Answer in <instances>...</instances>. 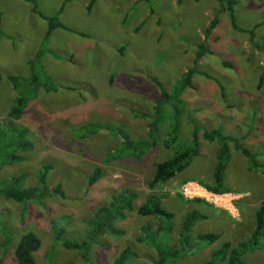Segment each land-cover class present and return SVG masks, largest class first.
Returning <instances> with one entry per match:
<instances>
[{
	"label": "rangeland",
	"instance_id": "374dc122",
	"mask_svg": "<svg viewBox=\"0 0 264 264\" xmlns=\"http://www.w3.org/2000/svg\"><path fill=\"white\" fill-rule=\"evenodd\" d=\"M61 2L63 10L58 14ZM32 3L41 13L32 12ZM87 3L0 0V124L8 121L18 91L34 90L39 80V87L31 92L35 98L26 103L19 122L25 137L18 154L24 159L11 164L1 160L0 181L25 173L24 185L36 186L37 175L47 164V188L54 190L60 185L62 190V194L40 196L24 204L0 195V264H14V248L24 232L30 231L42 240L34 264H84L81 251L65 248L55 229L62 230L59 238H90L87 255L91 264H112L127 245L136 255L125 264H151L155 249L138 237L143 223L149 221L154 228L158 221L136 211L149 193H156L161 206L174 213L172 231L166 236L168 244H175L186 213L196 209L205 215L191 228L189 251L168 263L202 264L222 243L235 245L250 236L255 210L264 199L263 167L254 163L264 164V80L260 83L264 56L252 42L264 43V0H235L236 24L246 30L259 24L253 39L234 29L225 12L206 39L209 51L197 61L203 29L218 0H97L90 13H86ZM54 15L64 26L55 28L44 40V19ZM39 50L42 55L33 81L29 62ZM190 68L195 73L192 85L181 95L176 138L171 130L172 107L166 103L158 143L140 158L122 151L124 138L116 127L134 144L149 137L150 116L160 96L151 78H157L170 93ZM194 129L198 130L194 141L198 154L173 178L150 189L147 184L155 163L187 143L193 144ZM212 129H217L220 137L232 138L227 141L223 186L238 197V215L234 217L179 196L186 180L201 185L214 182L220 141L203 137L205 130ZM165 136H174L169 147L164 146ZM237 143L256 158L234 148ZM97 167L101 172L89 183ZM123 189H132L137 197L125 218H114L112 227L121 233L94 237L95 212ZM207 232L220 237L212 243L198 240V234ZM242 260L264 264V247L246 252Z\"/></svg>",
	"mask_w": 264,
	"mask_h": 264
},
{
	"label": "trees",
	"instance_id": "16d2710c",
	"mask_svg": "<svg viewBox=\"0 0 264 264\" xmlns=\"http://www.w3.org/2000/svg\"><path fill=\"white\" fill-rule=\"evenodd\" d=\"M93 3V0L90 1L89 6ZM234 4L235 0H218V7L208 23V25L203 29L204 42L202 41L198 45V50L195 55V61H197L201 56H203L207 51H209V45L206 44V39L214 33L216 30L219 17L221 14L227 12L231 26L234 29L247 32L250 34L251 39H253L255 35V27L259 24H256L252 30H246L239 27L235 21L234 14ZM32 10L36 13H41L36 8V4H33ZM63 10V3L59 7L57 13H61ZM45 17V16H44ZM47 20V30L44 34V40H47L52 31L57 28L64 26L63 23L58 19L57 16L45 17ZM253 42L254 48L260 50L264 56V43ZM42 50H39L30 60V67H32V71L30 72V78L33 81L37 79V72L34 69L35 65H38L41 60ZM194 69L190 68L187 71H184L182 75L176 80L172 91L166 92V90L161 85V82L157 80V78L152 77L151 79L155 82L160 89V96L157 99V103L154 107V113L150 116L151 121L148 124V139L137 144H134L130 138V136L123 134L120 129L117 127V134L120 137L124 138L122 142L121 150H127L136 158H140L144 151L154 147L158 143V131L159 126L162 124V116H163V108L166 103H169L172 107L171 111L173 114L171 115L172 119V133L175 135L177 132L176 122L179 120L181 113V105L183 102L181 100V95L184 92L185 88L192 85L191 80L194 74ZM12 79V77H10ZM264 80V66L263 71L260 75V83ZM36 86L34 90L36 91L39 87V80L35 82ZM32 91H27V89H21L18 91V96L15 97V105L11 108L8 116V121L0 124V161H6L7 164H11L14 161L23 160L24 156L18 154V150H21L24 145L22 144V138L25 137V131L20 127V120L24 116V108L26 107V103H28L31 99L35 98V94L31 93ZM10 117L14 118L11 121ZM16 122V123H15ZM114 129V128H113ZM111 129V130H113ZM197 129H194L191 143H187L182 148L175 150V152L169 157L162 161L155 163L154 172L151 179L148 182V187L150 189H154L159 184H164L171 178H173L176 173L181 172L185 169L191 162L193 156L198 154V148L195 146V138L197 137ZM169 136L171 134H168ZM164 137V146L169 147L170 142L173 137ZM203 137L206 140L213 141L215 138L220 141L218 153H217V164L214 167L213 173V183H203L204 186L215 192H228L231 189L223 186V171L226 166V162L228 159V145L227 141L232 139L228 136H219V132L217 129L205 130L203 133ZM220 138V139H219ZM231 141V140H229ZM232 142V141H231ZM130 147H126L129 146ZM237 150L241 151L243 154L250 156L249 149L244 146L242 143L235 144ZM121 151V152H122ZM3 152H7V154H3ZM118 155V150L116 151V155ZM251 158H256L255 155L250 156ZM259 166L263 167L264 172V164H259L256 161L254 162ZM257 168V167H255ZM49 171V165L44 164L40 169L39 174L37 175V184L36 186L26 187L25 180L26 174L20 173L12 176L7 180L0 181V195L14 200L17 203L23 202L27 203L35 200L40 196H52L57 194H62V190L60 189V185H57L54 190H49L46 186V174ZM101 172V168L97 167L95 171V175L90 177L89 183H93ZM181 199L189 202H203L200 198L195 199H185L181 194H179ZM137 197L136 193L132 191V189H123L120 192L112 195V198L108 205L100 206L92 219L93 226L91 227V232L94 237L100 235L102 233H110V234H120L121 231L112 227V223L116 218L123 219L126 216V211H130L133 209V201ZM205 203V202H204ZM210 205V204H207ZM212 206V205H211ZM137 213L143 216L154 217L157 219V225L153 228L149 221L143 223L140 227V236L138 240L141 242H146L151 245L156 252L155 258L152 260L151 264H168L174 262L179 256L181 257L186 251H189L186 247L189 245L190 241V231L193 225L201 218H204L205 215L199 212L196 209L191 210L186 213L184 216L178 230V237L175 244H168V239L172 231V219L174 218V213L171 211L165 210L161 206V197H159L156 193H149L144 201L138 205ZM115 218V219H114ZM52 225H57L55 222H52ZM55 236L57 239H61V244L67 249H76L81 251L82 259L84 264H91L87 255V250L89 244L91 243L90 238H86V235L82 240L62 238L59 235L62 230L58 231L55 229ZM220 237V234L207 232L198 234V240H205L206 242L212 243L216 239ZM41 238H39L32 231L24 232V234L18 240L15 248H14V264H34V253L41 246ZM264 247V199L261 201L259 207L255 210V225L254 228L248 238L245 240L239 241L237 244L232 245L230 242L226 241L222 243L220 247L215 249L208 260L204 261L202 264H248L242 260V255L248 251H252L257 248ZM136 252L130 247H123L120 252L115 256L112 264H125L129 258L135 256Z\"/></svg>",
	"mask_w": 264,
	"mask_h": 264
},
{
	"label": "built area",
	"instance_id": "2783aa9c",
	"mask_svg": "<svg viewBox=\"0 0 264 264\" xmlns=\"http://www.w3.org/2000/svg\"><path fill=\"white\" fill-rule=\"evenodd\" d=\"M180 192L188 198H200L216 208L229 212L231 216H237L235 201L237 195L230 192H215L207 189L195 180H188L181 184Z\"/></svg>",
	"mask_w": 264,
	"mask_h": 264
},
{
	"label": "crops",
	"instance_id": "0c3cea01",
	"mask_svg": "<svg viewBox=\"0 0 264 264\" xmlns=\"http://www.w3.org/2000/svg\"><path fill=\"white\" fill-rule=\"evenodd\" d=\"M25 1H27L28 2V0H25ZM90 1L91 0H88V3H87V5H86V13H90V11H91V8H92V6L94 5V3L97 1V0H93V3L91 4V7L89 6V3H90ZM62 3L63 2H61V4H60V6L62 5ZM32 7H33V3H32V5H31ZM59 6V7H60ZM59 7H58V9H59ZM36 8H37V6H36ZM58 9H56V11H58ZM39 11V10H38ZM32 12H35L34 10H32ZM40 12V11H39ZM34 14H36V13H34ZM38 15V14H37ZM39 16V15H38ZM40 17V16H39ZM44 19V18H43ZM44 20H46V19H44ZM46 22H47V20H46ZM47 27H48V24H47ZM46 30H47V28H46ZM55 30V29H54ZM53 30V31H54ZM46 32V31H45ZM200 44V43H199Z\"/></svg>",
	"mask_w": 264,
	"mask_h": 264
},
{
	"label": "clouds",
	"instance_id": "9594fccd",
	"mask_svg": "<svg viewBox=\"0 0 264 264\" xmlns=\"http://www.w3.org/2000/svg\"><path fill=\"white\" fill-rule=\"evenodd\" d=\"M186 181H188V180H186ZM185 182V181H184ZM204 186V185H203ZM205 187V186H204ZM229 192V191H228ZM182 195V194H181ZM183 196V195H182ZM185 197V196H184ZM187 198V197H186ZM189 199H195V198H189ZM201 201H203V202H205V204H210V203H207L206 201H204L203 199H201ZM210 205H212V204H210ZM213 206V205H212ZM213 207H215V206H213ZM216 208V207H215ZM217 209H219V208H217ZM221 210V209H220Z\"/></svg>",
	"mask_w": 264,
	"mask_h": 264
}]
</instances>
